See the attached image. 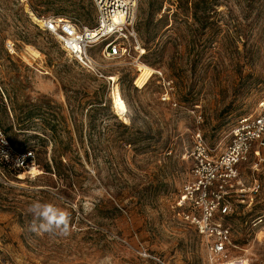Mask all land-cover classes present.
<instances>
[{"label": "rangeland", "instance_id": "374dc122", "mask_svg": "<svg viewBox=\"0 0 264 264\" xmlns=\"http://www.w3.org/2000/svg\"><path fill=\"white\" fill-rule=\"evenodd\" d=\"M184 2L138 0L144 54L105 62L103 44L91 52L116 79L107 82L31 16L92 28L91 0H0V130L35 156L28 173L0 165V263L210 264L180 197L195 135L219 156L264 102V0H200L196 17ZM37 201L69 214L67 235L30 231ZM223 205L232 247L218 264H264V150L238 168Z\"/></svg>", "mask_w": 264, "mask_h": 264}, {"label": "built area", "instance_id": "2783aa9c", "mask_svg": "<svg viewBox=\"0 0 264 264\" xmlns=\"http://www.w3.org/2000/svg\"><path fill=\"white\" fill-rule=\"evenodd\" d=\"M96 10V24L92 28L78 20L49 18L43 21V32L58 41L62 51L97 78L112 82L103 74L101 64L91 55L103 44L99 54L105 62L140 57L141 44L135 30L138 0H91ZM7 50L15 53L13 46ZM169 101V97L163 98ZM260 111L242 117L232 130L228 147L219 156H212L200 133L195 135L192 150L191 179L184 186L180 206L185 205L186 221L205 239L210 264L228 262L231 233L222 218L230 213L221 206L226 187L233 188L238 168L251 156L260 159L264 150V102ZM33 152L15 150L0 130V165L11 173H28L34 165ZM259 188L255 185V191ZM2 264V263H0Z\"/></svg>", "mask_w": 264, "mask_h": 264}, {"label": "clouds", "instance_id": "9594fccd", "mask_svg": "<svg viewBox=\"0 0 264 264\" xmlns=\"http://www.w3.org/2000/svg\"><path fill=\"white\" fill-rule=\"evenodd\" d=\"M29 211L33 214L34 220L30 231L36 234L58 233L67 235L69 233V214L55 207L52 204L33 203Z\"/></svg>", "mask_w": 264, "mask_h": 264}, {"label": "bare ground", "instance_id": "6f19581e", "mask_svg": "<svg viewBox=\"0 0 264 264\" xmlns=\"http://www.w3.org/2000/svg\"><path fill=\"white\" fill-rule=\"evenodd\" d=\"M31 16L33 20L36 21L37 23L39 24L43 23L42 21H39L34 15L31 14ZM141 54L142 55L144 54L143 49L141 51ZM111 80L115 82L116 79L112 78ZM113 106L115 110L117 111V113L119 114L118 116H120L121 119L127 121L126 115L128 113V110H127V106L124 100L121 98L118 85H114V88H113Z\"/></svg>", "mask_w": 264, "mask_h": 264}, {"label": "trees", "instance_id": "16d2710c", "mask_svg": "<svg viewBox=\"0 0 264 264\" xmlns=\"http://www.w3.org/2000/svg\"><path fill=\"white\" fill-rule=\"evenodd\" d=\"M193 5V9H194V16L196 17V13L199 12V10L201 9V2L200 0H189V4ZM187 5H188V0H186V2H184V5H181V9L183 11H187Z\"/></svg>", "mask_w": 264, "mask_h": 264}]
</instances>
